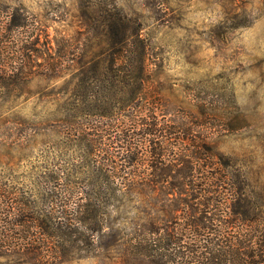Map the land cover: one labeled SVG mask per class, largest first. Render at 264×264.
Listing matches in <instances>:
<instances>
[{
	"label": "rangeland",
	"instance_id": "374dc122",
	"mask_svg": "<svg viewBox=\"0 0 264 264\" xmlns=\"http://www.w3.org/2000/svg\"><path fill=\"white\" fill-rule=\"evenodd\" d=\"M191 138L263 229L264 0H0V264H184L187 221L127 204L123 177Z\"/></svg>",
	"mask_w": 264,
	"mask_h": 264
},
{
	"label": "trees",
	"instance_id": "16d2710c",
	"mask_svg": "<svg viewBox=\"0 0 264 264\" xmlns=\"http://www.w3.org/2000/svg\"><path fill=\"white\" fill-rule=\"evenodd\" d=\"M134 99L131 97L128 100ZM151 125L152 128L144 132L162 136L164 129L157 127L158 123H149ZM130 131L132 133L129 134ZM187 134L192 136V130ZM137 135L128 128L123 137L125 150L139 152L144 146L143 136ZM149 143L154 146L159 144L151 150L154 154L149 163L152 173L147 177H123V200L133 204L136 210L141 206L143 210L147 207L153 209L157 200L162 202V210L166 212L165 221H187L186 228L178 223L180 227H173L172 231L175 235H182L185 229L188 230L192 247L187 251L189 260L184 264H264V228L260 230L257 226L251 229L248 226L250 222L258 221L259 217L257 205L241 192L245 188L242 175L236 173L231 165L222 170L224 176L217 172L214 163L205 161L206 156L212 154L211 149L202 145L210 153H204V156L194 151L201 145L193 138L189 139L192 148L185 147L181 152L184 156L182 160L175 158L167 162L159 152L164 151V146L152 139ZM172 148L174 151L178 146H171L169 150ZM140 150L143 153V149ZM165 201L170 202L165 204ZM149 217L150 222L157 223L155 215L150 214ZM135 220V224L140 225L138 221H145V218L136 216ZM173 245L180 247L178 241ZM146 249L152 251L151 248ZM154 263L166 264L162 263V258Z\"/></svg>",
	"mask_w": 264,
	"mask_h": 264
}]
</instances>
